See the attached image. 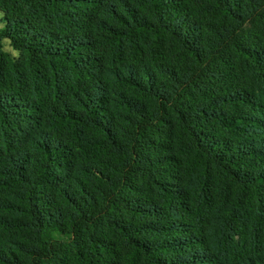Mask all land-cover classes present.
Wrapping results in <instances>:
<instances>
[{
  "label": "trees",
  "instance_id": "trees-1",
  "mask_svg": "<svg viewBox=\"0 0 264 264\" xmlns=\"http://www.w3.org/2000/svg\"><path fill=\"white\" fill-rule=\"evenodd\" d=\"M0 12V264H264V0Z\"/></svg>",
  "mask_w": 264,
  "mask_h": 264
},
{
  "label": "rangeland",
  "instance_id": "rangeland-1",
  "mask_svg": "<svg viewBox=\"0 0 264 264\" xmlns=\"http://www.w3.org/2000/svg\"><path fill=\"white\" fill-rule=\"evenodd\" d=\"M2 25V21H1V12H0V26ZM4 49L7 51H11L10 47L7 45V42H4Z\"/></svg>",
  "mask_w": 264,
  "mask_h": 264
}]
</instances>
